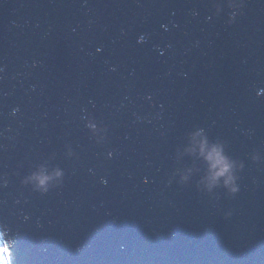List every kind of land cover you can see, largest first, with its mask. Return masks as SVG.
Returning <instances> with one entry per match:
<instances>
[{"label": "water", "instance_id": "water-1", "mask_svg": "<svg viewBox=\"0 0 264 264\" xmlns=\"http://www.w3.org/2000/svg\"><path fill=\"white\" fill-rule=\"evenodd\" d=\"M0 238L9 264H264V0H0Z\"/></svg>", "mask_w": 264, "mask_h": 264}, {"label": "clouds", "instance_id": "clouds-1", "mask_svg": "<svg viewBox=\"0 0 264 264\" xmlns=\"http://www.w3.org/2000/svg\"><path fill=\"white\" fill-rule=\"evenodd\" d=\"M88 127L95 129V125L91 123L88 124ZM185 152L195 154L207 163L208 175L204 178V181L208 188L215 186L222 178L223 185L229 191L236 192L238 190L233 175V169L236 167L235 162L223 153L220 144H209L202 130H196L189 134V144L185 148ZM61 176L62 172L59 169H54L51 173L45 175L44 169L41 168L38 172L32 173L27 179L35 181L36 188L43 192L47 190L48 181ZM181 179L186 180L187 176H182ZM10 243V241L7 243L0 241V264H6V258L10 256Z\"/></svg>", "mask_w": 264, "mask_h": 264}, {"label": "bare ground", "instance_id": "bare-ground-1", "mask_svg": "<svg viewBox=\"0 0 264 264\" xmlns=\"http://www.w3.org/2000/svg\"><path fill=\"white\" fill-rule=\"evenodd\" d=\"M7 261L9 262L8 258H7Z\"/></svg>", "mask_w": 264, "mask_h": 264}]
</instances>
